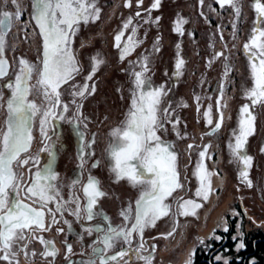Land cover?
I'll return each mask as SVG.
<instances>
[{"label":"snow or ice","instance_id":"obj_1","mask_svg":"<svg viewBox=\"0 0 264 264\" xmlns=\"http://www.w3.org/2000/svg\"><path fill=\"white\" fill-rule=\"evenodd\" d=\"M7 2L8 0H4L5 4ZM203 2L204 0H200L201 5ZM11 3L16 8L15 13L4 11L0 17V78L7 75L8 65L7 61L3 59L7 30L12 26L13 19L18 20L23 13L18 0H11ZM138 3L142 4L143 0H138ZM218 3L221 7L225 5L232 7L236 17H239L241 9L237 6L238 0H218ZM159 4L160 0H154L152 8H157ZM126 6L131 7V0H127ZM253 8L256 12V20L249 40L244 44V49L249 53V67L253 80V86L246 91V97L254 106L264 104V2L254 0ZM33 9L32 19H34L43 40L41 65L37 67L21 58L19 61L21 67L14 83L4 85L11 90V95L6 102L8 112L6 127L0 129V260L7 261L8 264H19L18 260H14V258L19 255L20 251H25L27 247L26 243L23 246L20 245L21 241L26 240V229H33L35 226L37 230H48L45 226L44 209L49 202L59 196V191L51 183L56 179V174L51 170V164L47 169L37 170L34 173L35 178L28 185H24V176L17 171V168L29 165L30 162L35 164L39 160L38 155L35 157L28 156L25 159L20 158L21 153L28 152L31 147L33 140L32 121L36 115L41 116L40 134L43 145L41 151L48 152L50 156H53L52 149L47 144V141L51 139L48 136L47 127L50 120L66 119L63 113L68 112L69 105L62 104L60 88L69 80L74 79V76L78 75L80 71L76 57L71 50L72 38L78 31L81 22L88 23L89 20L99 19L101 11L97 7V0H34ZM136 15L139 16L140 13L137 12ZM176 23L178 25L177 31L182 34V29L179 27L182 21L178 20ZM131 25L132 18L130 17L123 25L121 32L115 36V46L121 50V60L131 55L138 44V41L134 39L136 37L135 27H132L127 42L121 44L124 32ZM222 55H224L222 52L216 54L217 57ZM93 60L92 73L86 78L87 80L92 79L100 64L103 63L102 59L94 57ZM134 63L140 65L141 71L132 72L135 90L132 94L131 107L126 119L122 122V126H118L110 132L112 141L107 149V155L113 162L112 171L116 173L117 179L126 178L133 186H140L142 191L135 203L134 214L131 207L122 212V216L125 221L129 222L128 224L113 227L109 223L107 228L97 224L95 227L85 229L89 234L93 231L101 234L96 241L98 246L93 248V253L98 258L99 264L118 262V257L129 256L130 251H135L138 260H143L145 264H151L153 259L151 254L148 256L141 254V250L144 248L143 232L147 227H154L157 220L169 215L172 206L166 202L167 198L182 187L177 171V153L171 144L165 143L157 135V131L163 128L159 104L161 96L166 94L164 87L154 88L150 80L144 78V74L148 71L147 57L143 59V62L136 61ZM183 64V59H179L176 64L177 75L180 74L179 69ZM210 65L211 61L209 62ZM225 68V75H227L228 66L226 65ZM34 71L37 73L38 79L35 84H30ZM73 88L72 95L81 98L95 91L94 86L90 89L87 83L83 86L74 85ZM33 90L42 96L46 102L43 111L35 101L29 100ZM222 97L223 93H221ZM0 100H3L2 93H0ZM72 103H76V101L73 100ZM217 103L219 104V100ZM226 106L225 104L224 107ZM0 107L3 105L0 104ZM80 107L77 105V112H79ZM205 116L208 123L211 124V105H209ZM254 120L255 116L252 115L250 105H243L239 130L233 133L235 144H229L232 154L243 165L240 176L249 187L252 186L251 180L248 178V169L251 167L252 157L242 150L247 143L248 136L254 132ZM175 123H179V121L177 120ZM222 123L223 113H220L219 122L213 132L218 130ZM92 143H95L94 137ZM191 147L192 145H189V148ZM208 147L210 145L205 146V149L200 151V160L197 162L196 170L193 173L200 181V187L195 195L202 197L203 200H207L212 192L210 179L212 173L203 163ZM98 164L97 161L93 167L98 166ZM43 181H49V183H43ZM22 187L26 194H30L28 198H35L33 202L38 205L37 207L25 204L18 198ZM83 192L87 197V203L81 208L78 198L72 201L76 204L73 215L77 219H81V212H83L84 218L88 221H92L97 215H103L94 212L97 199L105 195L99 187V181L89 176L88 184L83 188ZM13 193L15 196L10 199V194ZM199 207L201 204L193 200H182L178 203V212L184 216H195V209ZM48 211L53 216L52 222L55 223V214L52 213L51 209ZM56 211H62L60 203H57ZM105 219L107 218L105 217ZM227 230V228L224 229V231ZM58 231H62V229H58ZM134 233L141 238V241L136 249H131V237ZM173 234L174 230L167 233V236ZM40 242L45 245L52 243L44 241L42 237ZM121 242L127 244L128 248H124L113 255H107L108 251ZM200 243H203V240ZM243 247V243L239 244L238 250ZM57 251L53 245L50 250H46L42 255L55 256ZM68 251L71 252L70 245ZM25 254L27 255V252ZM32 255L35 253L33 252ZM193 255L194 252L189 254L186 264H193ZM216 259L219 261L221 257L217 256ZM85 264H97V259L90 258ZM124 264H129V261H125Z\"/></svg>","mask_w":264,"mask_h":264},{"label":"flooded vegetation","instance_id":"obj_2","mask_svg":"<svg viewBox=\"0 0 264 264\" xmlns=\"http://www.w3.org/2000/svg\"><path fill=\"white\" fill-rule=\"evenodd\" d=\"M18 2L23 9V13L18 20L13 19L12 26L7 30L6 45L3 53V59L7 61L8 68L7 75L0 78V93L3 96V100H0V104L3 105V107H0V129H5L6 127L8 118L6 102L11 95V90L4 87V85L6 83H14L21 67L19 64L21 58L37 67L41 65L42 59V36L34 19H32L34 15V0H18ZM125 3H127V0ZM135 3L138 5V10H134L136 9L134 7L133 14L139 21L141 32L136 33V37H134L138 41L135 50L123 60L120 58L121 50L115 46V36L121 32L123 26L114 33L112 39H107L103 34H82L80 32L82 26L84 28V26L87 27L90 24L94 25L98 23L99 19L79 24L78 31L72 38L71 50L76 57L80 71L78 75L74 76V79L69 80L67 84L60 88L62 104H68L69 110L67 113H63L66 119L50 120L47 127L48 136L51 138L47 141V144L52 149L53 156H50L48 152L41 151L43 147L40 134L41 116L36 115L32 121L31 132L33 140L31 147L28 152L21 153L20 158L25 159L28 156L35 157L38 155L39 160L35 164L30 162L29 165L19 167L17 171L23 174L24 185H28L35 178L34 173L37 170L47 169L49 164H51V170L56 174V179L51 181V183L59 191V196L49 202L44 209L45 226L48 230H37L35 226H33V229L25 230L26 240L21 241L20 245L23 246L26 243L27 247L25 251H20L19 255L14 258V260H18L19 264H85L90 258L97 259V264H99L98 258L93 253V248L98 246L96 241L101 234L97 231L89 234L85 229L95 227L97 224L107 228L109 223L113 227H120L129 223L124 220L122 212L131 207L134 214L135 203L138 198H132L131 191L141 194L142 188L133 186L126 178L117 179L116 173L112 171L113 162L108 158L107 149L112 141L110 132L116 127L122 126V122L126 119L131 107L132 94L135 90L132 72L141 71L140 65L134 62H143L145 57H147L148 71L144 74V78L150 80L154 88L163 86L164 91L166 90V94L161 96L159 104V114L163 128L157 131V135L165 143L171 144L173 150L177 153V171L179 173V182L182 185L181 188L172 193V196L167 198L166 202L172 206L168 215L171 216V220L167 226L173 225V219H179L178 203L182 202V200L195 201L192 194L195 195L196 190L200 187L199 179L193 174L196 170L195 158L200 157L197 154L202 151L200 147L204 146L203 149L207 145L211 147L210 139L221 132L223 123L215 132H213V129L216 125H212V123L215 120L219 122L222 110L220 106L211 104V99L206 101L208 98L204 96L202 98L203 102L196 105V111L192 113L190 106H193L192 103L198 104L197 102L201 100L199 93L196 96L191 93L190 101L189 99L180 100L177 89H179L181 73L186 69L185 77L193 81L198 76V71L193 69V67L182 65L179 69L180 74L177 75V69L174 65H159L156 68L152 64L148 55L152 49H148L146 35L142 33L141 25V13L144 12L142 8H145L146 4L142 7L143 3L140 4L138 1ZM128 8L131 12L132 6ZM4 11L15 13L16 8L11 3V0H8L6 4L4 0H0V17H2ZM137 12L140 13L139 16L136 15ZM129 18L125 19V23ZM130 31L131 26L124 32L121 40L122 45L127 42L128 36L131 35ZM85 38L90 40L86 45L89 48L81 49L79 46L83 45ZM160 39L163 40L159 36ZM156 50V52H160L161 48ZM94 57L102 59L103 63L100 64L92 79L87 80L86 78L92 73ZM159 58L160 63L163 64V57L160 55ZM156 60L158 61V55ZM209 73L208 71V75ZM208 75L206 74L205 77L191 85L194 84L196 88L201 89V86L204 87L207 84L209 86L208 89L211 90L212 84L216 87V83H211L214 78H207ZM37 79V73L34 71L29 83L35 84ZM185 82L183 84H186ZM85 83L88 84L90 89L94 86V93L86 94L84 98L74 97L72 95L73 86H83ZM100 88H107V92L105 91V94H107L105 95L102 92V95H100ZM111 88L114 89L116 97L109 96ZM172 89L174 91H171ZM213 89L210 95H214ZM197 97H199V100H197ZM29 100L35 101L37 105L41 106V111L46 107L43 97L38 95L35 90L29 96ZM73 100L76 103H72ZM77 105L81 106L79 112H77ZM209 105H211L212 112L211 124L208 123L203 111L201 112L202 107L207 106L208 110ZM194 117L199 119L195 124L193 122ZM202 118L207 122L203 126L199 123ZM177 120L179 123H175ZM195 126H200L204 129L201 134L202 142L198 144L194 133ZM206 127H208L207 130H205ZM93 137L95 138L94 144L92 143ZM189 145H192V147L189 148ZM97 161L99 162L98 166L93 167ZM185 161H187V164L181 171V163ZM89 176L99 181V187L105 193L103 197L97 199L94 207L95 213H102L103 215H97L92 221L84 218L85 214L83 212H81V219H77L73 215L76 204L72 202L78 198L81 208L86 205L87 197L83 192V188L87 186ZM43 183H49V181H43ZM29 195L26 194L22 187L18 198L25 204L37 207L38 205L33 202L35 198L30 199L28 198ZM14 196V193L10 194V199ZM57 203L62 205V211L60 212L56 211ZM48 209H51L52 213L55 214V223L52 222L53 216ZM181 216L185 217L184 215ZM160 220H157L154 227L145 228L143 232L144 248L141 250V254L144 256L151 254L153 257L151 263H158L163 260L159 252L162 242L158 239L161 237L159 231L162 228L161 224L158 225ZM58 229H62V231H58ZM41 237L44 241L52 243L42 244L40 242ZM140 241L141 238L134 233L131 237V249H136ZM53 245L58 250L56 255L43 256L42 253L50 250ZM69 245L71 246V252L68 251ZM99 246L102 247V245ZM124 248H128V245L123 242L118 243L112 250L107 252V255H113ZM25 252H27V255ZM33 252L35 255H32ZM129 256L131 257L130 260ZM129 256L118 257V262L113 261L112 264H124L125 261H129V264L133 261L145 264L143 260L137 259L135 251H130ZM0 264H8V262L0 260Z\"/></svg>","mask_w":264,"mask_h":264},{"label":"rangeland","instance_id":"obj_3","mask_svg":"<svg viewBox=\"0 0 264 264\" xmlns=\"http://www.w3.org/2000/svg\"><path fill=\"white\" fill-rule=\"evenodd\" d=\"M125 1L97 0V7L101 10L98 23L84 28L82 26L80 32L99 33L107 39H112L128 17L132 18L131 31L132 27H135L136 33L141 32L139 21L133 14L134 7L136 8L134 10H138V5L135 3L138 0H131V12ZM153 3L154 0H143L142 7L146 5L142 8L144 12L141 13L142 33L146 35L148 49H152L148 54L152 64L156 68L159 65L176 66L178 60L183 59V65L193 67L198 71V76L190 81L185 77L187 70H183L177 89L180 100L190 101L191 93L194 96L199 93L201 100L197 102L198 104L191 102L192 113L196 111L195 106L203 102L204 96L208 98L206 101L211 99V104L220 106L223 113L221 132L210 139L212 146L206 150L207 155L203 161L205 166H208L206 167L208 171L212 173L210 200H203L202 197L192 194L195 202L201 204V207L195 209V216L180 215L179 219H173L174 223L170 226L167 224L171 216L162 217L158 222V225L162 226L159 231L161 237L158 239L162 242L159 252L163 260L151 264H186L189 254L195 253L200 241L219 238L218 232H228L232 227L233 239L238 248L239 244L244 243L246 232L258 228L264 229V104L253 106L246 97V91L252 88L253 80L249 67V53L244 49L256 20V12L253 8L254 0H238L237 6L241 9L238 18L232 7L228 5L221 7L218 0H204L203 5L200 0H160L157 8H152ZM178 20L182 21L179 25L182 34L177 31ZM159 36L163 40H159ZM89 41L85 38L79 48H89L86 46ZM158 48H161L160 52H156ZM221 52L224 55L217 57L216 54ZM160 55L163 57V64L160 63ZM226 65L227 75H225ZM206 74L207 78H214L211 83H216V87L212 84L214 95H210L212 88L209 90L207 84L201 86V89L194 85V82H198ZM215 75L218 77L216 78ZM184 81L186 84H183ZM192 83L194 84L191 85ZM105 91L107 92V88H100V95L102 92L105 94ZM221 93H223L222 98ZM114 95V89L111 88L109 96L116 97ZM245 104L250 105L252 115L255 116L254 132L248 136L242 150L252 157L251 167L248 169L251 187L241 178L240 171L243 165L229 148L230 143L235 144L233 133L239 130L241 108ZM202 111L205 114L208 111L207 106L202 107ZM198 120L194 117V124ZM217 122L218 120H215L212 125H216ZM199 123L202 126L207 124L203 118ZM194 128L196 143H201L204 129L200 126ZM207 129L208 127L205 130ZM200 148L204 150V146ZM199 160L200 157L195 158L196 166ZM187 161L181 163V171ZM139 196V192L131 191L132 198L137 199ZM225 228L228 230L224 231ZM173 230L174 234L167 236V233ZM218 256L221 257L220 260L228 261V257L224 256L223 252ZM193 258L194 255L192 261ZM130 264L141 263L133 261Z\"/></svg>","mask_w":264,"mask_h":264},{"label":"trees","instance_id":"obj_4","mask_svg":"<svg viewBox=\"0 0 264 264\" xmlns=\"http://www.w3.org/2000/svg\"><path fill=\"white\" fill-rule=\"evenodd\" d=\"M233 233L234 229L231 227L228 232H218L219 238L199 243L195 249L193 264H225V261L215 259L222 252L228 257L227 264H264V229L246 232L244 247L239 250Z\"/></svg>","mask_w":264,"mask_h":264}]
</instances>
